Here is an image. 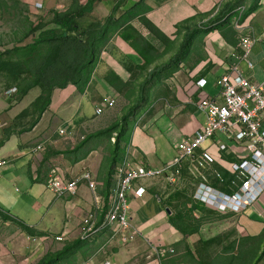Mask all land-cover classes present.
<instances>
[{
  "label": "crops",
  "instance_id": "0c3cea01",
  "mask_svg": "<svg viewBox=\"0 0 264 264\" xmlns=\"http://www.w3.org/2000/svg\"><path fill=\"white\" fill-rule=\"evenodd\" d=\"M27 1L37 13L38 0ZM41 1L43 8L38 15L45 28L54 25L57 29L56 15H67L80 29L99 25L110 29L112 36L82 88L72 82L52 88L50 104L38 121L34 118L47 90L17 92L18 99L12 104L0 91V142H3L0 162H6L0 165V211L3 213L0 214V264H37L45 254L62 251L77 241H81V246L71 249L76 264H264V194L241 214L222 215L197 203L215 212L216 220L187 230L176 223L182 216L174 208L178 199H173L174 193L185 189V183L183 189L173 191L163 182H146L147 192L130 200L132 238L111 240L109 228L89 240L77 237L82 216L94 208L93 193L81 176L90 174L96 185V195L102 199L96 209L101 219L108 210L111 191L100 193L103 184L109 176L115 184V167L129 153L134 155L133 161L142 162L148 168H158L171 161L176 153L175 145L183 137L200 131L205 124L206 117L199 112L196 102L202 92L211 97L217 95L218 75L234 62L230 57L233 51L240 52V38L248 36L255 40L247 54L253 69L244 66L245 76L254 83L264 81V40L259 38L264 29V0ZM226 19L229 23L223 24ZM195 21L199 25L203 22L204 30L221 26L204 34L205 57L200 62L194 66L179 63L178 70L164 79L179 99L176 120L171 123L156 114L145 132L136 130L126 142L121 141L117 132H114L116 143L111 142L114 133L110 138L97 137L100 128L95 125L96 107L105 106L111 96L117 97V86L127 84L133 73L145 66L150 52L148 46L155 45L150 39L157 38V34L170 39L179 26ZM235 22L243 27L237 29ZM140 41L145 44L141 46ZM179 52L171 58L179 56ZM171 58L160 62L157 68L150 63L146 69L150 78L146 80L154 78L157 70H168L170 66L166 68V64ZM25 71L23 63H14L9 70L1 72L7 75L0 74V85L16 79L13 75H25ZM110 72L121 82L113 76L109 81ZM170 78L177 80V86H168ZM202 79H207L206 86L195 88L193 81ZM13 86L18 88L19 84L13 83L8 88ZM35 101L37 108L31 109ZM40 144H44V150L37 151ZM119 147H125L122 160L120 153L116 154ZM55 167L66 179H80L76 197L57 199L48 189L47 182ZM215 185L219 186L217 182ZM199 213L204 217V212ZM67 221L70 228L67 240L47 243L43 251L31 254L26 234H59ZM96 243L99 247L89 252L86 246ZM207 244L211 246L207 248Z\"/></svg>",
  "mask_w": 264,
  "mask_h": 264
},
{
  "label": "built area",
  "instance_id": "2783aa9c",
  "mask_svg": "<svg viewBox=\"0 0 264 264\" xmlns=\"http://www.w3.org/2000/svg\"><path fill=\"white\" fill-rule=\"evenodd\" d=\"M36 17L43 8V2L35 3ZM237 29L242 24L234 23ZM260 39L264 40V29ZM255 43L248 36L240 38L238 53L230 55L234 62L228 70L218 75L219 91L215 97L202 92L196 102L199 112L205 115L202 129L193 135L183 137L175 145L174 158L158 168H148L142 162L133 161L130 153L115 167V184L107 200L108 210L98 218L97 206L102 204L96 195V185L90 174L81 176L87 180L94 196V208L85 212L79 223V240L94 238L100 231L109 228L111 240L127 241L134 235L131 225V198L142 197L147 191L144 183L163 182L173 191L183 189L184 183L192 181L194 200L218 214H241L251 208L264 194V81L254 83L245 76L244 66L253 69L247 54ZM207 79L193 81L201 89ZM168 86H177V80L170 78ZM16 86L4 91L6 97L17 94ZM116 96L105 102V108L116 105ZM105 108L96 107V115ZM65 131H61L64 134ZM114 133L111 142L116 143ZM37 151L44 150L40 144ZM226 158V159H224ZM6 162H0L4 165ZM217 166V165H219ZM80 179L69 180L55 167L47 182L48 189L57 199L76 197ZM215 182L219 186L215 185ZM68 214V218H69ZM68 221L59 234H26L31 254L43 251L47 243L65 241L70 237ZM29 258V257H28Z\"/></svg>",
  "mask_w": 264,
  "mask_h": 264
},
{
  "label": "rangeland",
  "instance_id": "374dc122",
  "mask_svg": "<svg viewBox=\"0 0 264 264\" xmlns=\"http://www.w3.org/2000/svg\"><path fill=\"white\" fill-rule=\"evenodd\" d=\"M30 24H34L36 27L42 24L44 27L36 35H31L32 33L29 34L27 29ZM203 25V22L199 25L196 21L182 24L170 39L161 34H157V38L150 39L155 45L148 46L150 52L146 57L147 62L144 63L145 66L135 71L132 80L127 84H119L117 86L119 93L117 94L116 105L112 109H107L103 106L102 108H105L103 114L95 117V125L97 128H100V131L96 133L97 137L101 139L102 137L110 138L114 132H117L120 135L121 141L126 142L136 130L145 132L156 114L160 117L168 118L171 123L176 120L175 116L179 113V99L177 95L169 90L164 79L170 72L178 70L179 63L194 66L205 57V30L203 29ZM42 31L58 32L54 25L45 28V24L37 19L36 12L32 10L31 4L27 0H0V64L5 62L7 57L12 53L13 59L19 62L22 61L20 63H23L26 71L29 70V74L20 75L16 79L11 78L9 81L6 80L7 83L5 82L0 85V91L4 92L13 83L16 85L18 83L22 84H19L20 87L18 86V92H22V94H26L34 89L37 92L39 90L49 91L56 86H63L65 82L68 84V79L70 77L75 78L76 69L86 61L88 52L94 49L98 58L101 51L107 48L112 36L109 35L107 38H104L94 35L101 31L97 27H93L90 33L85 36L71 33L76 42L73 43L59 66L52 68V64H48L43 58L32 63L23 57V52L17 51L18 48L35 44L40 38L39 34ZM93 39L95 40L94 47L92 43ZM139 43L141 46L145 44L144 41H140ZM183 49L184 51H182ZM178 52L181 53L178 57V62L170 66L168 70H157V75L154 78L146 80V78H150L146 70L150 63H154L153 66L157 68L161 64L160 62H163L166 58L176 56ZM31 73L35 74L36 85L27 89L25 79L26 77H33ZM1 75L5 76L7 73H2ZM141 80L144 81L143 84H139ZM83 84L84 81L81 82V85ZM30 95L33 97V93ZM17 96L18 93L8 98L10 104L17 101ZM31 96L29 99H31ZM30 107L31 109H36L37 102H32ZM37 115L34 120H37ZM117 144H119L118 140ZM124 148L119 147L116 150V154L120 153L121 160L125 157ZM111 172L113 174V170ZM113 183L114 181L109 176L107 182L103 184V191L100 193L104 194L105 190H111L114 185ZM194 190L195 186L193 182L187 180L185 182V189L179 192L180 198L174 205L176 212L182 216L179 220L177 219L176 223L187 230H195L216 220L215 212L211 210L207 209L204 211V217H201L198 211L193 212L190 209L193 205L197 204L193 197ZM98 245L96 243L93 246L86 247L89 252H93L99 247ZM210 246L211 244H207V248ZM101 247L103 248V246ZM73 253L74 251L71 250L68 254L62 255L61 260L63 262L60 264H76L73 258L71 261L67 260V256H72Z\"/></svg>",
  "mask_w": 264,
  "mask_h": 264
},
{
  "label": "trees",
  "instance_id": "16d2710c",
  "mask_svg": "<svg viewBox=\"0 0 264 264\" xmlns=\"http://www.w3.org/2000/svg\"><path fill=\"white\" fill-rule=\"evenodd\" d=\"M229 23V20H224L223 24ZM54 24L58 26L56 31H50V32H44L42 31L39 35L40 38L38 41L35 42L33 45L26 46L24 48H18L17 51L23 52V57L28 59L29 62L35 63L36 60L43 58L48 64H52V68L58 67L62 59L67 55L70 48L72 47L73 43L76 42L74 36H72L71 33H75V35H88L93 27H97L98 29H101L99 33H95L94 35H99L104 38H107L109 35L112 34V31L110 29H107L105 27H100L99 25L93 26L89 29H80L77 24L73 22L71 17H68L67 15H56L54 19ZM221 25H218L216 27H212L209 30H205L204 34L209 31H214L220 28ZM44 25L35 26L34 24H30L28 26V32L31 35H36L37 32L41 29H43ZM27 32V33H28ZM56 34V35H55ZM51 35V36H50ZM58 35V36H57ZM24 37V36H23ZM121 37V36H120ZM93 47L95 40L93 39ZM41 50V51H40ZM144 56V53H142V57ZM179 56L175 58H171L169 62L166 64V68L174 65L176 62H178ZM19 62L18 60L13 59L12 53L7 57V60L5 62H2L0 64V74L2 71L9 70V68L14 64ZM22 62V61H20ZM98 58L97 54L95 53L94 49H91L87 54L86 61L81 64L75 71L76 77H70L68 79V82H72L77 85L79 89L82 88L83 85H81V82L84 81V84L88 81L90 76L93 73L94 68L97 66ZM85 73L83 74V72ZM25 74H29V70L25 71ZM33 77H26L25 83L27 84V89L32 88L36 85L35 80V74L31 73ZM15 78H18L17 75H13ZM115 77L118 82H121L120 78L116 76L113 72H110L107 75V79L110 81V77ZM20 84V83H18ZM67 83L63 86H65ZM22 85V84H20ZM62 87V86H61ZM52 89L48 91V94L41 106V108L38 111L37 115V121L41 118L43 112L46 110L48 105L50 104V92ZM36 121V122H37ZM3 144V142H0V146ZM180 193L176 192L173 194V199H179ZM193 212L199 211L204 212L206 209L202 207L201 205L195 204L192 206ZM0 214L3 215V213L0 211ZM179 217V215H177ZM22 225L28 229L29 231H32V229L25 223H22ZM81 241H77L71 245H66L65 248L62 251H56V252H49L46 254L37 264H60L63 262L61 260V256L64 254H68L69 251L74 248L75 246H78ZM213 242V241H210ZM72 257L69 255L67 256V260L71 261Z\"/></svg>",
  "mask_w": 264,
  "mask_h": 264
},
{
  "label": "water",
  "instance_id": "95a60500",
  "mask_svg": "<svg viewBox=\"0 0 264 264\" xmlns=\"http://www.w3.org/2000/svg\"><path fill=\"white\" fill-rule=\"evenodd\" d=\"M167 211H168L169 213H171L169 209H168Z\"/></svg>",
  "mask_w": 264,
  "mask_h": 264
}]
</instances>
